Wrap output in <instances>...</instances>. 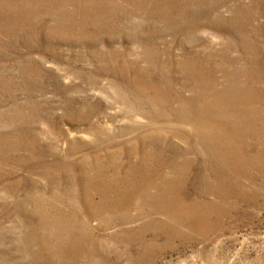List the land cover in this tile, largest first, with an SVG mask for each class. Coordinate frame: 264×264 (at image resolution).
Returning a JSON list of instances; mask_svg holds the SVG:
<instances>
[{
  "label": "rangeland",
  "instance_id": "rangeland-1",
  "mask_svg": "<svg viewBox=\"0 0 264 264\" xmlns=\"http://www.w3.org/2000/svg\"><path fill=\"white\" fill-rule=\"evenodd\" d=\"M0 264H264V0H0Z\"/></svg>",
  "mask_w": 264,
  "mask_h": 264
}]
</instances>
